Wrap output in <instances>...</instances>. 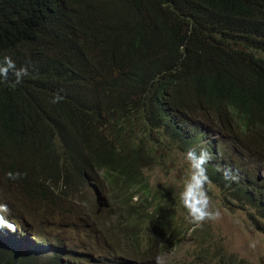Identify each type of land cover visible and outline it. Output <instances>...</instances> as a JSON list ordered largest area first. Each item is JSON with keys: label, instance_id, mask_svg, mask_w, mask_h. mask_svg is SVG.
<instances>
[{"label": "trees", "instance_id": "16d2710c", "mask_svg": "<svg viewBox=\"0 0 264 264\" xmlns=\"http://www.w3.org/2000/svg\"><path fill=\"white\" fill-rule=\"evenodd\" d=\"M5 56L29 69L15 87L0 78V185L20 173L27 202L10 201L23 208L7 232L40 231L25 207L38 198L95 227L72 220L73 249L42 235L25 250L1 233L0 264H245L199 241L176 261L195 224L144 171L206 148L205 188L264 233V0H0Z\"/></svg>", "mask_w": 264, "mask_h": 264}, {"label": "rangeland", "instance_id": "374dc122", "mask_svg": "<svg viewBox=\"0 0 264 264\" xmlns=\"http://www.w3.org/2000/svg\"><path fill=\"white\" fill-rule=\"evenodd\" d=\"M206 138L212 141L215 137L211 134ZM169 154L170 156L165 160V153H163L164 160L161 161V166L150 164L145 169L144 174L152 188H168L180 198V192L183 190L184 183L189 176V163L185 155H180L175 150L170 151ZM24 164L28 166L30 161H26ZM2 178L3 184L0 185V197L2 199H0V204H7L10 211L22 209L23 207L15 208V206L18 203L27 204V202L23 201V193L20 192V186L24 185L18 183L16 178L8 181L4 174H2ZM205 190L210 197V208L213 211L219 210L220 216L215 220H205L199 226H188V229H192L186 238L181 240L178 249H176L177 251L173 255L174 259L179 262H183V260H185L184 262H189L195 259V257H192V254L196 247L199 246V241L201 247L208 249L207 252L210 253V256H215L217 259L219 258V254H217L216 249H219L225 253L224 255H231L239 261H244L245 264H264V233L253 228L245 211L226 204L219 190L214 187L209 188V186ZM36 200L32 204L28 203L25 207L29 206V209L34 212L35 221H37L36 227L40 228V231L38 232L31 225L25 223L27 221H22L24 224L21 223V226H15L22 227L24 229L23 232H7L10 229L4 227L0 228L2 237L5 238L9 234H15L18 237L14 241L15 245L26 250L34 247L33 240L39 239L41 243L42 241L44 242V239L41 237L42 235H46V237L48 235H55L65 239L66 245L73 249L76 247V242L70 238L72 220L81 225L91 223L92 227H95L90 217L79 219L66 218L58 212H54L55 206H53L50 200L45 201L41 198ZM10 201L16 205L14 206ZM54 201L55 198H53L52 202L54 203ZM82 203L76 206L74 212L75 218H77V211L86 205ZM10 211L6 216H10ZM19 216V219L25 218L21 212H19ZM111 219H109V224ZM13 223L19 224L16 221L11 222L12 225H14ZM195 229H199L203 233L205 236L204 241L192 239L194 235L191 231ZM78 241L82 243L84 238L82 237ZM169 259L170 257L168 256L160 258L158 263L167 264ZM172 263L175 264L174 262Z\"/></svg>", "mask_w": 264, "mask_h": 264}, {"label": "clouds", "instance_id": "9594fccd", "mask_svg": "<svg viewBox=\"0 0 264 264\" xmlns=\"http://www.w3.org/2000/svg\"><path fill=\"white\" fill-rule=\"evenodd\" d=\"M13 73L15 81L13 87L23 82L25 76L29 74L27 66L17 68L15 61L10 56H5L0 62V78L8 79L9 73ZM64 100V96L57 92L53 95L51 102L53 104L60 103ZM185 158L189 163V176L184 183L183 190L180 192V200L187 210L190 221L199 226L205 220H215L219 218V210L213 211L210 208V197L205 190V184L209 181L206 165L212 159V154L202 148L198 152L195 148L189 149L185 153ZM13 179L18 178L20 173H9ZM7 204H0V228L12 229L14 226L5 216L9 213Z\"/></svg>", "mask_w": 264, "mask_h": 264}]
</instances>
